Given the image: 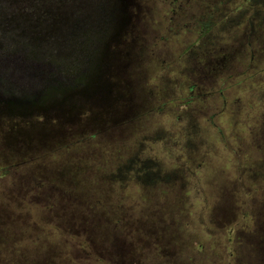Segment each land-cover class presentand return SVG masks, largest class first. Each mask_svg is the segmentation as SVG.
Returning a JSON list of instances; mask_svg holds the SVG:
<instances>
[{
  "label": "rangeland",
  "instance_id": "obj_1",
  "mask_svg": "<svg viewBox=\"0 0 264 264\" xmlns=\"http://www.w3.org/2000/svg\"><path fill=\"white\" fill-rule=\"evenodd\" d=\"M23 1L0 0V35L24 52L18 51V71L4 64L16 50L0 54V94L6 99L36 96L46 87L39 70L22 65L25 60L58 76L73 75L76 66H71L81 54L72 28L76 24L81 29L91 20L104 29L108 41L109 51L104 54L101 48L97 57L103 54L99 66L113 85V95L107 106L94 96L64 99L61 108L73 110L72 122L57 119L54 111L47 113L49 118L34 112L17 117L28 126L12 129V135L0 129V171L8 167V174L0 175V264L232 263L237 236L252 230L253 215L261 216L256 205L264 202V0H55L57 7H67L51 15L36 8L38 15L41 10L52 19L40 21L29 34L19 27L29 22L21 23L17 13ZM33 2L40 6L42 0ZM74 5L85 13L72 25ZM126 7L134 18L129 15L121 33L114 22L128 17L121 12ZM207 43L221 48L202 57ZM10 74L22 77L14 81L17 85L8 84ZM122 88L131 101L117 106L124 99ZM4 110L37 108L0 102V120L9 117ZM106 116L110 122H104ZM180 128H188L197 144L193 164L195 156L186 154L194 144L184 154L183 145L172 148L165 140ZM75 132L98 137L89 139V145L79 144L71 138ZM136 154L159 173L175 176V193L182 201L174 205L176 197L168 199L172 183L168 193L144 192L134 179L119 186L117 166ZM236 161L257 176L241 179ZM133 167L138 170V162ZM222 202L229 215L213 226ZM72 204L77 206L70 214L66 206ZM148 209H154L150 217ZM82 221L93 224L95 239L86 227L89 237L76 229L74 224ZM99 223L115 237V249L99 243ZM138 251L141 256L134 261ZM242 251L250 254L252 264H264V256L258 261L254 251Z\"/></svg>",
  "mask_w": 264,
  "mask_h": 264
},
{
  "label": "trees",
  "instance_id": "obj_2",
  "mask_svg": "<svg viewBox=\"0 0 264 264\" xmlns=\"http://www.w3.org/2000/svg\"><path fill=\"white\" fill-rule=\"evenodd\" d=\"M24 2H25V4L23 5V7L21 9L18 8V10L16 8V10H17V13L19 15H21V17H22L21 23H22V21H27V20L29 21V22L27 21L28 22L27 24L26 23H22V25L19 26L20 29L27 30L28 33H26V34H29L31 30H34V29H32V27L35 26V25H38L40 21H42L44 19H52V17H50L49 15H45L46 17L44 15L42 16V13H40L41 10L39 11V15H38V11H35L36 8H40V9H42V12H46V13L51 15V14H54L56 12L62 11L63 7H67V4H65L61 8L57 7L55 0H42V3H41L40 6H35V3L33 2V0H25V1H23V3ZM61 4H63V3H61ZM26 6H28V7H26ZM53 9H55V10H53ZM67 12H69V11H66V13ZM71 12H73L74 15H75V16L72 15V17L74 18V21L70 23V24L73 25L76 22L77 17H81L82 14L85 13V10L83 8H78V7L76 8L75 5H74V7H71ZM71 12H69L70 15H71ZM23 24H26V25L24 26ZM41 26L44 27V25H40V27ZM105 26H106V23L104 22L103 27H105ZM6 27H7V29H11L9 27V25H6ZM126 35L128 36L129 34L126 33ZM8 39L4 40L3 37L0 35V44L2 46L0 48V54L2 52L9 53L10 51H14L16 49L15 46H13L10 42H8ZM212 44L211 43H207V47L203 50L202 57H205L206 53L208 51H210V50H213V49H216V48H221V46H219V45L212 46ZM114 48L115 49H121V46L114 47ZM213 67L214 66H212L211 64H208L207 69L210 68L211 70H214ZM217 68L219 69L220 67H217ZM120 81L123 82V78ZM192 88H194V85L191 87V89ZM126 90H127V92L129 94H131V91H130L129 88H126ZM119 92L123 94L124 99L119 101L117 106H120L124 102H127V101L130 102L131 101V98H127V96L125 95L124 88L119 89ZM223 92H226V90L223 91ZM137 103H138V105L141 106V104L139 103L138 99H137ZM135 107H136V104H135ZM136 110L137 109H135V112H136ZM109 112H110V109L107 110L106 114H109ZM132 113H134L133 109H131V114ZM3 118L4 119L0 120V129L1 128H6L8 132L11 131V132H9L10 134L12 133V129H13V133H14L15 132L14 129H18L19 127H21L23 125L28 126L27 123H26L27 121H25V120H23L21 118H17V117H6V118L3 117ZM133 118L134 117L131 116L129 119H126V120L122 121V124H124V125L128 124L129 121H131ZM104 120H105L104 122H110V117L106 116ZM18 132H20V131L18 130ZM87 134H89L90 136L86 137L85 133L78 134V133L75 132V133L72 134L71 138L75 137V139H77L79 144H85V145L87 144V145H89V142H88L89 139L92 142L93 139H97V137H98V135H96V134H92V133H87ZM189 134L190 133H188V128L187 129L180 128V132L179 133L173 132V134L166 135L165 136V140L169 144L172 143V144H170V146L172 148H174L175 144H177L176 148H178V147L183 145L184 154H186V150H187L186 146L188 144H194L195 145L194 150L192 152L188 151V154H186L187 157L192 158V156L196 155L197 144H195L196 142L193 139H191V134L190 135ZM20 135L22 136V138L25 137V134H21L20 133ZM103 136H107V133H104ZM172 138H175L176 141L175 142L172 141L171 140ZM72 142H68L65 145H59L60 146L59 147L60 150H64V149L68 148V146ZM44 144L46 145L47 142L44 143ZM60 150H57V152L60 151ZM120 159H125V158H123L121 156ZM195 160H197L196 156L191 160L190 164H193V162H195ZM187 161L189 162L188 158H187ZM136 162H138V170H135L134 167H133ZM235 164L237 165V168H238L237 172L240 175L239 177H242L241 179L246 178V176L247 177H251L252 174L254 176L255 175L257 176V173L254 170L250 171V172L246 171L245 169L247 167L241 166L240 163L237 162V161L235 162ZM241 164H243V163H241ZM242 169H244V171H242ZM4 170H6V171H4L3 173H5V175H7L8 174V167L6 169H4ZM115 171H116V181L119 184V186L123 187L125 182H126V180H129V179L133 180L134 179L135 181L140 183V186L144 188V192L147 191V193L148 192H152L155 189H159V190L163 189L164 193H168V189L170 191L169 185L172 183L174 187H173V190L171 191L170 196L168 197V199L173 197V196H175L176 200H177V203L174 204V205H177L180 201H182L180 196L177 197V195H178L177 193L179 192V187H178V184H177L175 176H169L168 174H165V173H159L158 170L156 169V167L151 164V162H148L146 160L144 161L143 159H140L138 154H136L135 156H132L131 158H127V159L121 161L120 166H117V170H115ZM3 173L0 171V175L3 174ZM259 179H261V178H259ZM254 180H255V178H254ZM262 180L264 181V179H262ZM175 192H177V193H175ZM76 206H77V204H72V206L71 205L70 206H66L68 208V209H66V211L69 212L70 214H73L74 213V209H76ZM149 206H152L151 202L149 203ZM256 207L257 208H255V210H256L257 215L261 214V216H257V218H256L253 215L255 222H254V227L252 228V230L248 231L249 233L246 231V233L240 234V235L243 236L241 238L239 237L240 235L237 236V240L239 241L238 242L239 246L235 247L232 250L231 256L233 257V262L229 263V264H252L251 263V259H250V254H249L248 251H254L255 258L258 261H260L261 257L264 256V224H258L259 220H261L264 223V202L261 205H260V203H257ZM153 211H154V209L152 211H151V209H148L146 211V215L148 217L152 216L153 215ZM229 211L230 210L227 208V204L222 202L220 207H219V210L216 213V215L214 217H212L211 224H213V226H218L217 223H218V221H220L219 218L220 217H227L229 215ZM116 215H117V213H116ZM72 216L74 218L78 219L79 221H81L77 217V215L76 216L72 215ZM179 216H180L181 220L183 221V219H182L183 214L179 213ZM66 219L68 220V218H66ZM126 220H127V222H130L131 224L134 221V220H131L129 218H127ZM159 220L160 219H158L157 221H159ZM71 223L73 224V222H71ZM99 224L104 226V228H102V226L98 225V227L96 228V234H97L96 238L98 239L99 243L101 245L103 244V245L108 246V247L110 246V249H115V245L113 243L114 242L113 238H115V237H113V235L109 237L108 234H107V231H106V229H108V227L106 225H104L103 223H99ZM74 226H76V229L80 230L84 235H87V237H89V235L92 233L93 235L91 234L90 236H91L92 239H95V237H94L95 236V229H94V226H93L92 223H87V222L82 221L80 223H77L76 225L74 224ZM84 227H86L89 230L90 233L87 231L89 235L86 232H84ZM133 229L135 230L134 227H133ZM146 233L148 234V231ZM105 236H106V238H105ZM240 240H241V242H240ZM88 242H89V239L84 238V237L82 238V243L83 244L86 245V244H88ZM243 246L246 248L247 253L249 255H245L243 253V251H242V248H244ZM94 247H95V245H94ZM97 247L100 248L98 245H97ZM199 248L203 249L202 246H200ZM132 256H133V254H132ZM138 256H139V258L141 256V253L139 251H138V255L135 256L134 261L139 260ZM178 264H182V263H178Z\"/></svg>",
  "mask_w": 264,
  "mask_h": 264
},
{
  "label": "water",
  "instance_id": "obj_3",
  "mask_svg": "<svg viewBox=\"0 0 264 264\" xmlns=\"http://www.w3.org/2000/svg\"><path fill=\"white\" fill-rule=\"evenodd\" d=\"M85 2H89L85 1ZM125 6V5H124ZM123 6V7H124ZM128 7V6H127ZM123 8L122 13L123 15H128V17L123 16V21L121 19L119 22L116 20L114 22V28L116 27V24H120L121 33L124 31L122 28L127 25L128 18H129V11ZM98 8L97 10H99ZM129 13V14H128ZM94 17V16H93ZM121 18V16H120ZM130 19V18H129ZM91 21V20H90ZM88 22L85 25L81 27V29H76V24L72 28V34L76 37L74 39V42L76 41L78 52L81 54L72 64L71 67H75L73 75L69 74H61V76H58L55 73H52L53 71L51 69L42 68L40 69L39 65L34 64H27L28 60H25L22 62V65L26 68L34 67L36 70L40 71V79H43L46 81V87L42 90H40L36 96H28L24 95L21 97H8L9 99L4 98L5 93L3 92L0 94V102L4 104H9L11 106H22L26 108H31L37 110H27V111H10V110H4L2 112H5L9 117H19V116H28L32 115L34 112L46 116L47 118L50 117L51 112H56V118H66L68 122L73 121L72 117V109L63 110L61 108L62 104L61 101L71 100L74 96H80L85 99H90L93 96L97 97V103H99L101 106H107V104H111L112 95H113V85L109 82V80L105 77V73H101V68L99 66V61L101 58H103V54L100 57H97V55L103 51V53H107L109 51V45L108 41L105 40L104 29H101L98 25H95L92 22ZM116 30V37L120 33ZM82 35H86L85 37H82ZM121 35V34H120ZM110 38L113 39L112 34L110 35ZM119 38V37H118ZM117 38V39H118ZM20 46V45H19ZM0 44V48H1ZM21 47V46H20ZM102 48V51H101ZM15 53H11L13 55H10V60H6L4 63L7 67L11 66V68H14L18 71L21 68V56H18V51L23 52V50L15 49ZM95 56L98 58V63L96 62ZM108 57V56H107ZM22 70V69H21ZM52 71V72H51ZM58 71H63L61 67L59 66ZM20 72V71H19ZM11 79L8 84L9 85H17L14 81L17 79H22V77H17L14 75H11ZM37 78L39 76L36 75ZM72 87H74L76 90H74ZM9 91V90H8ZM100 95V96H99ZM7 106V105H6ZM30 111V112H29ZM29 112V113H28ZM49 113V114H47Z\"/></svg>",
  "mask_w": 264,
  "mask_h": 264
},
{
  "label": "flooded vegetation",
  "instance_id": "obj_4",
  "mask_svg": "<svg viewBox=\"0 0 264 264\" xmlns=\"http://www.w3.org/2000/svg\"><path fill=\"white\" fill-rule=\"evenodd\" d=\"M130 12V11H129ZM130 15L132 16V18H134V14L132 12H130Z\"/></svg>",
  "mask_w": 264,
  "mask_h": 264
},
{
  "label": "bare ground",
  "instance_id": "obj_5",
  "mask_svg": "<svg viewBox=\"0 0 264 264\" xmlns=\"http://www.w3.org/2000/svg\"><path fill=\"white\" fill-rule=\"evenodd\" d=\"M101 14H99V16H100Z\"/></svg>",
  "mask_w": 264,
  "mask_h": 264
}]
</instances>
